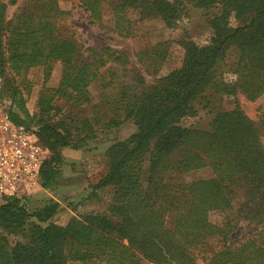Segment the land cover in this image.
<instances>
[{
	"label": "trees",
	"instance_id": "16d2710c",
	"mask_svg": "<svg viewBox=\"0 0 264 264\" xmlns=\"http://www.w3.org/2000/svg\"><path fill=\"white\" fill-rule=\"evenodd\" d=\"M103 1L78 0L90 24L101 25ZM16 2L0 0V101L9 102L10 121L29 128L46 150L40 186L49 189L60 178L64 148H78L128 120L136 131L109 146L106 171L92 187L109 192L106 212L74 216L59 225L52 221L57 202L30 213L25 194L5 197L0 264H264V113L254 121L235 101L205 128L180 124L196 115L195 104L206 92L233 96L239 91L249 100L264 93V0L110 2L112 30L123 37L148 19L173 28L192 8L216 10L208 22L209 40L180 39L181 64L167 74L157 76L167 42L136 53L140 66L154 76L151 82L127 68L131 63L120 50L87 48L85 54L76 38L61 30L69 12L59 0H31L8 18V6ZM133 13L136 20L129 16ZM230 50L237 51V60L228 81L220 69ZM56 64L59 85L42 86L31 113L21 83L30 68L41 67L48 78ZM98 81L117 83L111 100H104L114 109L110 118L97 113L79 118L71 110L57 117L59 99L89 103L88 88ZM203 168L212 176L182 179ZM212 211L223 215L220 224L209 220ZM240 220L257 229L234 244L231 235ZM8 235L22 240L11 243ZM212 240L220 247L212 249Z\"/></svg>",
	"mask_w": 264,
	"mask_h": 264
},
{
	"label": "rangeland",
	"instance_id": "374dc122",
	"mask_svg": "<svg viewBox=\"0 0 264 264\" xmlns=\"http://www.w3.org/2000/svg\"><path fill=\"white\" fill-rule=\"evenodd\" d=\"M30 1L17 0L14 5L8 6L7 17L10 18L15 12L28 7ZM110 2H113V0L103 1L101 5L102 21L101 25H97L89 23L87 14L79 7L78 0H59L60 7L69 12L66 19L61 23V30L73 35L85 54L87 53V48H112L124 52L131 63L127 68L141 73L148 82H151L154 76L147 74L140 66L137 62L136 53L151 48L160 42H167V58L157 73V76L165 75L181 64L183 49L178 45L180 39L189 37L196 43H206L209 40L210 26L208 22L210 17L216 13L213 8H192L186 17L181 19L173 28L166 27L159 19H148L136 23L130 37H123L112 30L113 21ZM129 16L133 20L137 19L135 13ZM230 24L235 26L237 21L231 18ZM236 52V50L228 51L225 60L222 62L220 70L225 80L230 81L233 79L230 68L237 60ZM111 62L113 64L116 63L114 61ZM150 71L152 72V69ZM60 76L61 68L57 64L48 78H45L41 67H32L28 70L25 76L27 82L21 83V85L22 92L26 98V106L31 113L36 110V99L41 87L56 88L59 85ZM104 77L106 78L107 76L104 75ZM125 79L130 81L131 75L128 74ZM2 82L0 78V87ZM88 90L90 102L81 106H78L75 102L67 103L63 99H59L57 104L62 107V111L57 117L66 115L71 110L79 118L82 116L93 117L95 113L98 116L103 115L106 119L107 117L110 118L114 109L112 106H105L104 100H111L112 95L117 90V83L106 86L98 81L91 84ZM210 93L206 92L205 95L197 100L195 104L196 115L182 119L180 123L182 126L205 128L216 113L232 109L235 101L239 103L245 114L254 121H258L261 114L264 113V93L255 100H249L239 91H236L233 96ZM8 106V101H0V107L7 110ZM100 124H95L96 128ZM135 131L136 126L131 120H128L118 126H112L107 133L101 134L97 138L89 139L78 148H64L61 150L63 161L60 178L49 189H44L40 185L28 189L24 193V205L30 213H33L50 201L57 202L59 204L58 211L52 221L59 225H65L74 216L89 212H106L110 202L109 192L106 190L95 191L92 187L106 171V151L109 146L116 141L128 138ZM211 176V170L203 168L183 174L182 179L191 181ZM31 220H34V218L32 217ZM209 220L212 223L220 224L223 220V215L212 211L209 213ZM256 229V226L248 224L246 220L238 221V228L231 235L233 243L241 244L245 239L253 237ZM8 239L11 243L22 240L20 235H8ZM219 247V242L212 240L211 248L217 249Z\"/></svg>",
	"mask_w": 264,
	"mask_h": 264
},
{
	"label": "built area",
	"instance_id": "2783aa9c",
	"mask_svg": "<svg viewBox=\"0 0 264 264\" xmlns=\"http://www.w3.org/2000/svg\"><path fill=\"white\" fill-rule=\"evenodd\" d=\"M45 153L33 132L12 123L7 110L0 107V203L7 196L24 194L40 185Z\"/></svg>",
	"mask_w": 264,
	"mask_h": 264
}]
</instances>
